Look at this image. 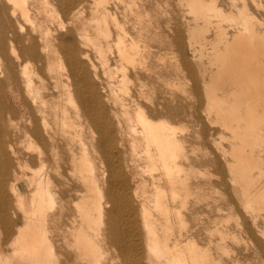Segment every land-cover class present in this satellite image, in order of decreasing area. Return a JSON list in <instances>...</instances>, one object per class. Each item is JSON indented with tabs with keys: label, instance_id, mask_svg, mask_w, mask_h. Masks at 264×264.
I'll use <instances>...</instances> for the list:
<instances>
[{
	"label": "bare ground",
	"instance_id": "1",
	"mask_svg": "<svg viewBox=\"0 0 264 264\" xmlns=\"http://www.w3.org/2000/svg\"><path fill=\"white\" fill-rule=\"evenodd\" d=\"M85 2V18L67 30L57 0H0V148L8 142L22 145L19 157L32 170L23 183L29 194L27 213L10 215L6 202L2 208L0 264H70V256L73 264L133 259L222 264L226 241L240 243L243 228L252 240L249 247L261 258L264 22L258 14L264 8L258 5L264 0H246L249 15L231 20L218 17L209 5L234 11L232 3L241 7L242 0H102L99 8L92 7L96 0ZM156 6L162 16L157 20L152 17ZM52 12L57 13L55 24ZM163 26L167 33L155 55V33ZM47 33L57 36L54 43ZM185 46L194 55L183 58L182 65L173 63L169 56ZM200 60L203 79L209 74L201 109ZM184 68L193 74L189 86ZM15 69L23 107L18 129L5 120L11 116L9 99L17 102ZM169 85L181 91L174 95ZM186 89L190 101L182 98ZM183 104L190 133L140 120V113L151 120L149 113L176 106L183 111ZM25 136L38 151L28 150ZM223 141L229 143L227 149ZM200 143L214 148L205 147L204 159L210 167L216 165V173L204 165L208 183L220 184L227 172L225 185L235 188L247 225L239 222L234 198L228 200L229 188L220 194L226 207L210 193L212 204L206 197L195 211L185 206L186 196L203 190L173 157L177 145L186 146L189 153L196 151L189 159L199 164ZM200 206L237 217L235 231L216 221L206 227L210 239H218L217 252L200 245ZM67 232L73 234L76 254L68 248Z\"/></svg>",
	"mask_w": 264,
	"mask_h": 264
},
{
	"label": "snow or ice",
	"instance_id": "2",
	"mask_svg": "<svg viewBox=\"0 0 264 264\" xmlns=\"http://www.w3.org/2000/svg\"><path fill=\"white\" fill-rule=\"evenodd\" d=\"M19 5H17L18 7ZM103 6L102 0H96V3L92 5L93 8H99ZM51 5H49V8ZM167 7V6H165ZM209 7H211L218 17L225 19V20H231L234 18L239 17H246L249 15L248 13V3L246 0H242L241 7H237L236 3L233 2L231 5V8L234 9V11L231 10H222L219 7H217L215 4H210ZM258 7L264 8V4L258 5ZM56 8L59 9V16L63 17V21H67V30L69 28L73 27H79L80 22L85 18L84 12L82 10H87L88 4L85 2V0H65L63 4L59 3L57 0ZM66 9V11H65ZM155 12L159 15L161 12V8L159 6L155 7ZM13 15L16 13L13 12ZM53 17V23L55 24L56 20L58 19L57 13L52 12L51 13ZM30 23V21H29ZM65 27L64 23L61 21L60 28L63 29ZM21 32L24 31L23 28L19 29ZM48 38L49 42L54 43L56 41V35L53 33H47L45 34ZM13 55H15V51H13ZM169 87L174 89L173 94L179 93L181 90L178 88H175V85H169ZM189 90H185L183 92V100L184 101H190L191 97L188 94ZM183 111L180 110L179 106L176 107H165L163 110L152 114L149 113L151 116V120L148 119L147 116H145L143 113H140V120L145 125H151L156 127H169L175 126L173 128L174 131H185L190 133L191 130V120L188 118L186 114L187 105L183 104ZM7 126L13 129H18L20 127V120L17 118H13V116H8L5 118ZM153 121H155V124L153 125ZM22 136H23V131ZM187 137H181V139H185ZM189 143L195 147L197 144L195 141H189ZM23 144L28 145V150L30 152L38 151V149L35 147V145L32 143L30 137H24ZM22 149V145H17L15 142H8L3 145L2 148H0V223H3L5 221V216L2 211V208L4 206V203L6 202L7 205L10 207L11 212L10 215H16L19 217L21 214H26L28 210V199L29 194L26 190L23 189V183L26 181L28 182L29 174H31L32 170L27 168V166L24 164V161L20 159L17 149ZM197 155L196 151H193L191 153L188 152V149L186 146H180L177 145L176 148V154L173 157V160L176 163H184L186 169L188 170L189 177L196 178L197 182L201 185H203V191L197 190L193 194L188 195L185 197V206L192 208L194 211L197 210L195 208V205H202L205 202V198L207 197L208 193H212L213 196L218 200L221 201V206L226 207V204L223 203V200L220 196V193L218 191H214L212 186L208 183L209 179V168L204 167V163H196L195 159H189V157H195ZM210 165V162H206ZM192 165H195L193 167ZM212 171H216V169H212ZM38 174V173H37ZM215 184V182H212ZM216 187L219 188V184H216ZM209 200L211 197H207ZM75 199V197H73ZM228 200H232L231 194H228ZM232 203H235V201H232ZM69 206H71V201L69 200ZM50 207L57 208L58 205H51ZM215 213V209L213 210V213H210V215ZM54 214V213H53ZM264 227V225H262ZM22 232L23 229H20ZM261 235H264V232L261 233ZM67 236V244L68 248L71 250L73 254H76V245L73 242L74 237L71 232L66 233ZM15 242H13L12 245L9 246L10 250L11 248H14ZM222 256L231 258L234 253H232L229 249L225 248L222 253ZM11 264H16V261H11ZM52 264H57L56 261H52ZM70 264H73L71 261L70 256ZM74 264H79L78 260L74 262ZM125 264H145L143 259L140 260H130L125 262ZM214 264H220V262H214ZM233 264V261L231 262ZM235 264H264V253L261 254V258L259 260H249L246 262L236 261Z\"/></svg>",
	"mask_w": 264,
	"mask_h": 264
},
{
	"label": "rangeland",
	"instance_id": "3",
	"mask_svg": "<svg viewBox=\"0 0 264 264\" xmlns=\"http://www.w3.org/2000/svg\"><path fill=\"white\" fill-rule=\"evenodd\" d=\"M261 14H263V15L261 16ZM160 16H161V14L158 15L155 12V10L152 11L153 19L157 20V18H160ZM258 17L264 22V13H262V12L259 13ZM161 18H162V16H161ZM261 30L264 31V25H262ZM164 33L165 34L167 33V31H166L164 26L161 27L160 29H158L157 32L155 33V37H154V42H155L154 44H155V47H156V48H154L155 55H158V53H156V52H158V45H159V42L161 40V36ZM18 35H20V34H18ZM211 37H212V33L209 34V38H211ZM193 55H194V52L191 49V47L190 46H185L183 48V50H181L179 52H176L175 54H173V55H171L169 57H172L171 59H173V63H175L177 61L178 63H180L182 65V63L184 62L185 58H190ZM153 60H155V57H153ZM203 63H204V60H200V64L197 63V67H200V98L202 99V100L200 99V102H201L200 103V109H201V106L203 105V102L205 100L204 99L205 97H204L203 82H204V79H208V77H209V74H207L205 76V78L203 79L204 76H203V74L201 72V70L204 67ZM183 74L185 75V77L187 79L188 86L191 85L192 82H193V77H192L193 74H191V72L189 70L185 69V68L183 70ZM15 76H16V79H15L16 80V86H14L15 88H13L12 90L15 91L17 102H15V99L14 100L12 98L9 99V101L7 103L8 104L7 105L8 106L7 110H9L10 115H12L14 119L17 118L21 122L22 119H23L22 118L23 107H22L21 95L18 93V85L20 83V80H19L20 77L18 75V70L17 69H15ZM196 76H198V73H196ZM222 145L226 149L229 147V143L227 141H223ZM205 147H207L208 150L214 149V148L211 147V145L207 146V145H204L202 143L198 144V148L200 150L199 151L200 163H204V164L207 161L206 159H204L205 158L204 157V153L206 151ZM224 163H225V161H222V167L224 168V170H227V167H225ZM212 169H216V165L213 166V167H210V171L212 173H216V171H212ZM211 175H212L211 177L213 178V180H219L220 179V178H218V176H216V174L215 175L211 174ZM227 178H229V175L227 174V172H224V179L226 180ZM225 180L220 179L221 182L219 184V188H217L216 186H214L212 188H213L214 191H218L220 194H222L223 192L227 191V189L229 188L228 191H227L228 194L231 191L230 194L235 200V205L238 206V208L240 209V211H238L240 213L239 216H238L239 217V222H241L242 226L247 225L248 222H250V220L249 219H245L244 215H242L243 211L241 210V204H240V202L238 200V197L236 195L235 188L232 187V186L231 187H229V186L227 187V185H225ZM263 182H264V177H263ZM200 188H201V190H203V185L200 184ZM210 194L213 195L212 193H210ZM238 195H239V193H238ZM210 204H212V199H210ZM214 208L215 207L212 206V211H211V209L206 208L205 206L204 207L200 206V245L211 247L214 252H217V250L215 249V242H218V239L216 237H213L212 239H210V237L207 235L206 227L208 228V227L212 226L214 224L213 221H216V222H218V225H221V224H223L225 226L227 225L226 227H228L231 231H235V229H236V221L235 220H236L237 217L233 216L235 214L234 212L228 211V210L225 211V209L223 211H221V212H216L215 211L214 214L210 215L209 213H211V212L213 213ZM263 222L262 221L259 222L261 226L264 225ZM240 237H241V241L238 244L234 243L233 240H231V239H228L226 241L227 246L229 247V249H231V252L234 253V255L231 258L222 256V258H221L222 264H231L232 261H233V264H235L236 261L246 262V261H249V260H259L260 259V256L258 255V253L255 254L254 251H252L251 248H250L251 247L250 243H251L252 240L249 237V235L246 233V229H244V228L242 229V232L240 233ZM211 240L213 242H210Z\"/></svg>",
	"mask_w": 264,
	"mask_h": 264
}]
</instances>
